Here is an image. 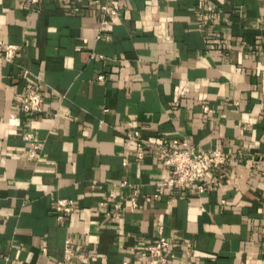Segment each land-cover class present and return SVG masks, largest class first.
Instances as JSON below:
<instances>
[{
  "label": "crops",
  "instance_id": "obj_1",
  "mask_svg": "<svg viewBox=\"0 0 264 264\" xmlns=\"http://www.w3.org/2000/svg\"><path fill=\"white\" fill-rule=\"evenodd\" d=\"M119 3L110 40L97 41L93 0H0V41L18 47L13 63L0 59V264H60L67 239L72 264H121L159 227L165 264H264V0ZM29 78L39 114L19 108ZM25 131L40 141L36 161ZM130 131L148 143L141 161L124 145ZM163 138L225 155L203 193L153 198ZM135 189L137 207L124 201L108 220L99 203ZM58 199L77 207L61 223Z\"/></svg>",
  "mask_w": 264,
  "mask_h": 264
},
{
  "label": "built area",
  "instance_id": "obj_2",
  "mask_svg": "<svg viewBox=\"0 0 264 264\" xmlns=\"http://www.w3.org/2000/svg\"><path fill=\"white\" fill-rule=\"evenodd\" d=\"M31 4H37L38 0H25ZM93 4L101 13L99 22V30L96 40L109 41L110 37L102 33L103 29L108 26V19L117 16L120 10L119 0H93ZM75 9L71 10L73 13ZM18 47L14 45L4 44L0 41V59L5 63H13L17 56ZM93 59H102V56L92 54ZM97 81L104 80L103 75H98ZM43 97L40 90V84L37 79L29 78L23 93L19 97V108L25 114H39L42 112ZM205 111L209 110L205 107ZM23 140L27 143V150L24 157L27 161H36L40 157L41 145L39 139L31 131H25ZM124 145L131 149L132 155L136 161H141L146 155L148 143L142 139L138 131H130L125 135ZM151 147V146H150ZM158 159L164 167L166 176L156 184L157 193L153 195L154 199L160 197L163 189H174L183 186H194L199 193L204 192L202 180L213 170L223 165L226 161L225 155L220 151L198 152L197 149L189 145L185 140L179 139H160L155 147ZM122 165H127V159L124 158ZM126 184L123 182V185ZM138 190L127 198H116L114 194H110L109 201L99 203V208L104 210L105 217L110 221L120 218L122 205L124 201H128L133 208L137 207L136 198ZM55 219L63 222L68 215L77 212L76 204L71 199H58L54 207ZM171 247V241L163 235V229L158 228L157 237L153 243L147 245L137 252L136 258L132 261H122L121 264H165L167 261L166 251ZM75 257V251L72 248V241L67 239L63 246V258L60 264H72Z\"/></svg>",
  "mask_w": 264,
  "mask_h": 264
}]
</instances>
